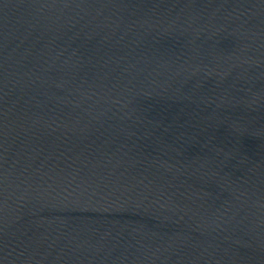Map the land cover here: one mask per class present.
<instances>
[{
    "label": "water",
    "instance_id": "water-1",
    "mask_svg": "<svg viewBox=\"0 0 264 264\" xmlns=\"http://www.w3.org/2000/svg\"><path fill=\"white\" fill-rule=\"evenodd\" d=\"M0 264H264V0H0Z\"/></svg>",
    "mask_w": 264,
    "mask_h": 264
}]
</instances>
